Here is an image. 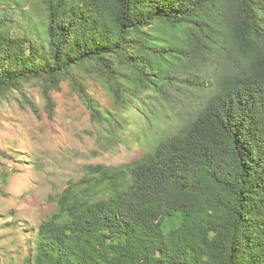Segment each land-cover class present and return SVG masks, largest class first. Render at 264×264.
I'll return each instance as SVG.
<instances>
[{
    "label": "trees",
    "instance_id": "1",
    "mask_svg": "<svg viewBox=\"0 0 264 264\" xmlns=\"http://www.w3.org/2000/svg\"><path fill=\"white\" fill-rule=\"evenodd\" d=\"M2 8L0 99L71 80L118 137L126 113L100 110L73 77L83 71L142 114L148 127L137 136L154 140L140 159L92 165L71 182L27 264H264V0Z\"/></svg>",
    "mask_w": 264,
    "mask_h": 264
},
{
    "label": "rangeland",
    "instance_id": "2",
    "mask_svg": "<svg viewBox=\"0 0 264 264\" xmlns=\"http://www.w3.org/2000/svg\"><path fill=\"white\" fill-rule=\"evenodd\" d=\"M4 5L11 10L6 1ZM0 13H5L3 8ZM29 16L30 21L39 18L32 11ZM25 17L12 15L20 25L26 24ZM35 39L41 42L38 36ZM73 77L83 83L100 110L124 111L126 129L114 137L93 118L71 80L48 95L40 84L29 83L0 99V264H27L39 226L55 213L59 196L71 182L82 180L89 166L133 162L149 152L154 141L138 138L148 127L146 119L134 109L119 107L103 83L83 71Z\"/></svg>",
    "mask_w": 264,
    "mask_h": 264
}]
</instances>
